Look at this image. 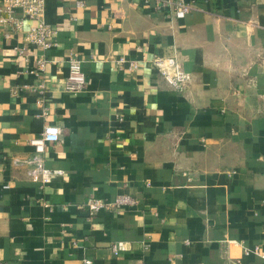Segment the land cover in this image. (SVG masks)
I'll return each instance as SVG.
<instances>
[{"label":"crops","instance_id":"1","mask_svg":"<svg viewBox=\"0 0 264 264\" xmlns=\"http://www.w3.org/2000/svg\"><path fill=\"white\" fill-rule=\"evenodd\" d=\"M177 1L45 0V70L23 31H0V263L264 264L245 252L264 240V0H184L182 18ZM71 53L83 91L66 89ZM171 55L181 88L153 62ZM47 124L61 135L44 165L59 173L42 183L29 139ZM121 194L140 205L88 218L90 195Z\"/></svg>","mask_w":264,"mask_h":264},{"label":"built area","instance_id":"2","mask_svg":"<svg viewBox=\"0 0 264 264\" xmlns=\"http://www.w3.org/2000/svg\"><path fill=\"white\" fill-rule=\"evenodd\" d=\"M159 7L164 5L163 0H156ZM168 2V1H167ZM45 0H0V31L3 29V34L7 39H11L12 35L17 32H24V38L27 42L36 44L43 53L38 58V67L40 70H45L49 59L45 55V51L50 49L55 44V37L57 31L53 29L45 20ZM192 9V5L184 0H179L175 3L174 14L177 18H182ZM18 10H21L24 17L31 19L33 24L27 30H24L25 19L23 16L17 15ZM18 48L19 60L21 62L27 61V50L24 47ZM69 65V74L66 80V89L69 91L79 92L83 91L88 85V78L82 69V60L76 53H71L67 57ZM153 62L159 70V73L165 80H167L173 87L181 88L189 80V74L184 71L181 64L178 62L176 56H155ZM120 66H127L129 71H136L142 68V62L134 59H127L121 56L116 60ZM39 94L41 96L38 102L43 101L42 94L45 93V85L40 82L38 86ZM123 120V117L120 118ZM61 131L57 125H45L41 134L29 139V143L35 147L36 158L34 162L41 165V172L35 175L36 180L42 183H50L53 177L59 173L51 170L44 165L43 153L48 144L56 143L60 140ZM140 201L137 197L130 194L118 195L113 200H105L90 195L85 203L89 219H94L95 216L102 210H112L115 212H122L129 207H138ZM111 249L114 254L120 255L126 251V245L122 241L113 243ZM246 253H256L264 260V240L261 244L255 245L253 248H245ZM0 264H6L1 262ZM85 264H92L89 259L85 260ZM234 264H244L240 259L234 261Z\"/></svg>","mask_w":264,"mask_h":264}]
</instances>
